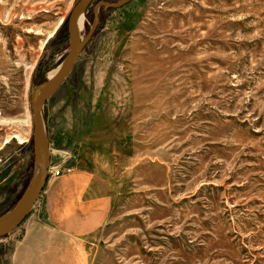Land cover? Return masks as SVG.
Returning <instances> with one entry per match:
<instances>
[{
  "label": "rangeland",
  "instance_id": "obj_1",
  "mask_svg": "<svg viewBox=\"0 0 264 264\" xmlns=\"http://www.w3.org/2000/svg\"><path fill=\"white\" fill-rule=\"evenodd\" d=\"M78 1L0 0V216L35 172L30 95L67 55L56 43ZM99 16L43 110L61 152L49 162L113 194L81 241L86 264H264V0H133ZM24 223L0 238V264Z\"/></svg>",
  "mask_w": 264,
  "mask_h": 264
},
{
  "label": "crops",
  "instance_id": "obj_2",
  "mask_svg": "<svg viewBox=\"0 0 264 264\" xmlns=\"http://www.w3.org/2000/svg\"><path fill=\"white\" fill-rule=\"evenodd\" d=\"M97 183L80 168L47 181L41 218L32 215L22 225L10 264H86L81 241L106 225L114 204L113 194Z\"/></svg>",
  "mask_w": 264,
  "mask_h": 264
},
{
  "label": "water",
  "instance_id": "obj_3",
  "mask_svg": "<svg viewBox=\"0 0 264 264\" xmlns=\"http://www.w3.org/2000/svg\"><path fill=\"white\" fill-rule=\"evenodd\" d=\"M94 0H79L73 7L66 21L67 36V55L64 60L55 69V74L44 84L35 86L30 95V104L32 112V142H33V159L35 172L19 198L16 205L9 211L0 216V238H3L16 230L30 216L34 205L41 196L44 189L47 172L50 165V155L53 153L61 154L49 148L46 139L43 110L47 102L60 89L64 81L70 75L76 61L84 48L91 42L97 29L99 18L98 11L100 8L117 10L129 4L133 0H120L117 3L100 2L93 10V21L88 33L83 39L77 31V20L80 15L84 16L88 7Z\"/></svg>",
  "mask_w": 264,
  "mask_h": 264
},
{
  "label": "built area",
  "instance_id": "obj_4",
  "mask_svg": "<svg viewBox=\"0 0 264 264\" xmlns=\"http://www.w3.org/2000/svg\"><path fill=\"white\" fill-rule=\"evenodd\" d=\"M72 172V168L68 166H64L63 164H52L50 163L49 169L47 172V178L49 180H54L62 175L70 174Z\"/></svg>",
  "mask_w": 264,
  "mask_h": 264
},
{
  "label": "trees",
  "instance_id": "obj_5",
  "mask_svg": "<svg viewBox=\"0 0 264 264\" xmlns=\"http://www.w3.org/2000/svg\"><path fill=\"white\" fill-rule=\"evenodd\" d=\"M110 10V9H109ZM67 40V36L66 35H63V36H61L58 40H57V42L58 43H56V44H58V46H59V48L61 47V45L65 42ZM40 68H41V65L39 64L38 66H37V68H36V70H35V73L37 74L38 73V71L40 70ZM42 83H40L39 85H41ZM38 86V85H37ZM19 200V199H18ZM18 202V201H17ZM16 202V203H17ZM16 203H15V205H16ZM14 205V206H15ZM13 206V207H14Z\"/></svg>",
  "mask_w": 264,
  "mask_h": 264
},
{
  "label": "bare ground",
  "instance_id": "obj_6",
  "mask_svg": "<svg viewBox=\"0 0 264 264\" xmlns=\"http://www.w3.org/2000/svg\"><path fill=\"white\" fill-rule=\"evenodd\" d=\"M83 23H84V18L82 15L79 16L78 20H77V31L80 32L83 28ZM50 37V36H49ZM32 69V68H31ZM55 74V72L50 74V78Z\"/></svg>",
  "mask_w": 264,
  "mask_h": 264
},
{
  "label": "flooded vegetation",
  "instance_id": "obj_7",
  "mask_svg": "<svg viewBox=\"0 0 264 264\" xmlns=\"http://www.w3.org/2000/svg\"><path fill=\"white\" fill-rule=\"evenodd\" d=\"M97 4H98V3H94V1H93V2L90 4L89 7L91 8V7H93V5H97ZM89 7H88V8H89ZM94 7H95V6H94ZM94 7H93V10H94ZM100 9L102 10V9H104V8H100ZM100 9H99V10H100ZM87 10H88V9H87ZM100 15H101V14H100ZM92 18H93V11H92ZM92 20H93V19H92ZM99 21H100V16H99ZM98 26H99V22H98ZM98 26H97V28H98ZM96 30H97V29H96ZM95 32H96V31H95Z\"/></svg>",
  "mask_w": 264,
  "mask_h": 264
}]
</instances>
